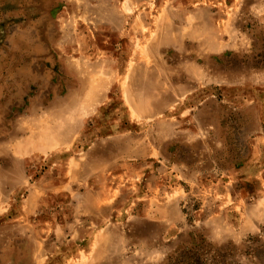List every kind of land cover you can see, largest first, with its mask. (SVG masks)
I'll return each instance as SVG.
<instances>
[{"label":"rangeland","instance_id":"1","mask_svg":"<svg viewBox=\"0 0 264 264\" xmlns=\"http://www.w3.org/2000/svg\"><path fill=\"white\" fill-rule=\"evenodd\" d=\"M264 264V0H0V264Z\"/></svg>","mask_w":264,"mask_h":264},{"label":"trees","instance_id":"2","mask_svg":"<svg viewBox=\"0 0 264 264\" xmlns=\"http://www.w3.org/2000/svg\"><path fill=\"white\" fill-rule=\"evenodd\" d=\"M190 244L182 246L170 256L165 264H207L204 262V255L211 246L207 244V241L203 236L193 235L190 236Z\"/></svg>","mask_w":264,"mask_h":264}]
</instances>
